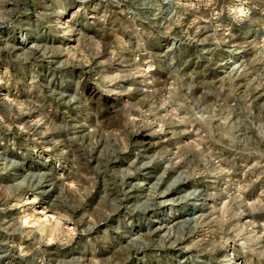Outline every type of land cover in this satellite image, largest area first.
Here are the masks:
<instances>
[{"label":"rangeland","instance_id":"374dc122","mask_svg":"<svg viewBox=\"0 0 264 264\" xmlns=\"http://www.w3.org/2000/svg\"><path fill=\"white\" fill-rule=\"evenodd\" d=\"M0 264H264V0H0Z\"/></svg>","mask_w":264,"mask_h":264}]
</instances>
